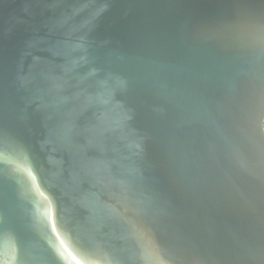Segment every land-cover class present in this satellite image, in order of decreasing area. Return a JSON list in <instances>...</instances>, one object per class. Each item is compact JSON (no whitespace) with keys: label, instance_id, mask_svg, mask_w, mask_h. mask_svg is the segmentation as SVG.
Wrapping results in <instances>:
<instances>
[{"label":"water","instance_id":"1","mask_svg":"<svg viewBox=\"0 0 264 264\" xmlns=\"http://www.w3.org/2000/svg\"><path fill=\"white\" fill-rule=\"evenodd\" d=\"M0 264H264V0H0Z\"/></svg>","mask_w":264,"mask_h":264}]
</instances>
